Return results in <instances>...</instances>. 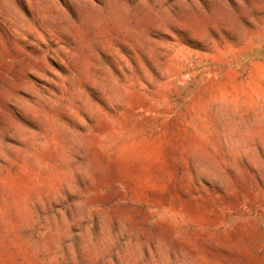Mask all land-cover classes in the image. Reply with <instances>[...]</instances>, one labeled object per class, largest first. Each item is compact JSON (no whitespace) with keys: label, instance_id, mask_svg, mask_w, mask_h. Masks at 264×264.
Returning <instances> with one entry per match:
<instances>
[{"label":"rangeland","instance_id":"374dc122","mask_svg":"<svg viewBox=\"0 0 264 264\" xmlns=\"http://www.w3.org/2000/svg\"><path fill=\"white\" fill-rule=\"evenodd\" d=\"M0 264H264V0H0Z\"/></svg>","mask_w":264,"mask_h":264}]
</instances>
